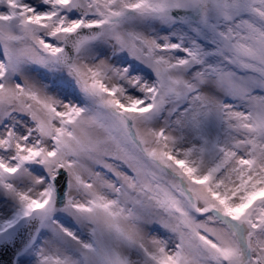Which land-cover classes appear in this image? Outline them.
<instances>
[{
    "label": "snow or ice",
    "instance_id": "snow-or-ice-1",
    "mask_svg": "<svg viewBox=\"0 0 264 264\" xmlns=\"http://www.w3.org/2000/svg\"><path fill=\"white\" fill-rule=\"evenodd\" d=\"M0 264H264V0H0Z\"/></svg>",
    "mask_w": 264,
    "mask_h": 264
}]
</instances>
